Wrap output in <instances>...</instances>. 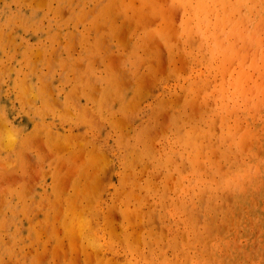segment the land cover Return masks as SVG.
I'll list each match as a JSON object with an SVG mask.
<instances>
[{
	"label": "rangeland",
	"instance_id": "1",
	"mask_svg": "<svg viewBox=\"0 0 264 264\" xmlns=\"http://www.w3.org/2000/svg\"><path fill=\"white\" fill-rule=\"evenodd\" d=\"M157 1L0 0V264H101L98 262L101 255L95 260L99 249L90 248L93 254L88 250L90 245L78 237L66 235L62 223L67 216L68 205L69 209L77 205L78 210L85 212H91L92 206H95L101 214L98 215L101 219L98 216L95 219L100 220L97 222L102 226L103 213L112 217V228L117 230L114 237L119 232L121 236L114 238L117 254L103 250L105 256L109 254L108 259L118 257L123 262L126 253L128 259L129 252L134 255L131 252L133 248L126 247L121 232L123 219L120 210L125 206L129 210L139 208L143 216L151 217L146 227H140V230L137 227L139 219L133 222L137 226L131 223L134 226H131L128 238L131 243L134 239L138 242L139 238L140 244L136 245L134 240L135 245H130L148 252V247H141L140 234L152 228V237H156L157 242L152 247L157 260L153 258L152 264L162 262L164 258L168 263L182 258V246L186 247V251L191 250L190 256L200 255L203 248L206 257L213 260L211 244H205L206 247H199L198 244L188 249L191 236L182 233L181 224H176L174 214L168 213L180 206L179 182L185 180L186 186L188 180L184 176H191L189 164L184 162L176 167L180 163L179 155L189 151L186 144L188 138L197 139L198 144L207 147L214 165L219 167L211 185L212 197L205 194L197 206L201 219L205 212H210L208 216L216 217L218 225L224 224L226 231L221 233V237L231 241L241 238L242 244L248 239L241 226L245 217L244 224L252 225V218L242 215L247 206L237 202L218 179L237 172L249 160L243 159L249 150L243 152L244 156L240 155L232 140L227 138L230 130V135H240L246 123L245 113L253 115L256 121L252 124L258 130L256 136L261 139L264 135V31L257 35L253 22L242 20L243 9L240 15L235 13L233 17L219 8L217 2H214V7H207L209 0H186L185 3L191 2L188 10L180 4L175 9V3H180L177 0H160V4ZM131 3L139 4L137 14V10L132 11L134 5L131 6ZM198 3L200 9L196 8ZM145 5L147 10L144 11ZM168 10L174 11L172 16L166 15ZM197 11L202 19L200 24L194 14ZM139 12H142L141 15ZM218 16L225 21L223 18L219 20ZM183 21H189L190 26L182 32L180 24ZM216 23H219L217 28H221L219 31L215 29ZM236 23L238 25L233 30L231 26ZM167 25L172 33L179 34L172 36L169 31L168 37H172L166 43L158 30ZM209 26L210 30H206ZM198 27L202 30L198 31ZM176 28L177 32L174 31ZM148 35L151 36L152 46L148 44ZM120 38L126 41L122 43ZM209 38L213 45H219L212 47ZM215 38L219 42L216 43ZM158 39H161L160 43ZM222 43L226 47L221 48ZM140 44L142 48H139ZM25 81L27 88L31 85L28 89ZM198 110L201 111L196 114ZM7 128L14 132L17 140L16 146L11 149H6L1 143ZM69 136L73 139L70 144H73L67 147ZM59 146L62 148L58 149ZM208 168L201 169L207 176L206 181L210 179ZM92 187H95V193L101 194L94 195ZM78 188L82 191L78 192ZM78 193H82L79 198ZM86 195L92 200L91 206H86ZM94 196L97 199H93ZM254 201L256 203L253 204L260 207V203ZM116 216L120 219L119 223ZM133 233L136 236L132 239ZM75 238L77 242H73ZM70 243H77L80 251H75V254ZM253 244L256 249H264L257 235ZM81 248L93 254L94 261L86 262L90 255L86 254L89 256L84 259ZM194 248L198 249L197 252ZM187 260L186 264L193 263V259Z\"/></svg>",
	"mask_w": 264,
	"mask_h": 264
},
{
	"label": "bare ground",
	"instance_id": "2",
	"mask_svg": "<svg viewBox=\"0 0 264 264\" xmlns=\"http://www.w3.org/2000/svg\"><path fill=\"white\" fill-rule=\"evenodd\" d=\"M40 1V0H39ZM124 1V0H123ZM140 1V3H141V0H139ZM163 1H165V0H163ZM175 1V0H174ZM177 1H179L180 3H175L176 5V7H175V9L176 8H178V5L180 4V5H182L183 7H184V9L185 10H188L190 7H191V2L190 1H188L187 3H185V1L186 0H177ZM43 2V1H42ZM45 2V1H44ZM152 2V1H151ZM176 2V1H175ZM193 2V1H192ZM214 2H217V5H218V7L219 8H222L224 11H226V12H228V16H231V15H233V17H234V15H235V13H237V14H239L240 15V13L244 10L245 12H244V15H243V12H242V20L243 21H245V19H250L251 20V22H253V24L256 26H254L255 28H256V33H257V35L259 34L260 35V31L261 32H263L264 31V0H209V4L207 5V7H209V8H212V7H214ZM146 3H148V1H146ZM157 3L158 4H160V0H158L157 1ZM156 3V4H157ZM43 4V3H42ZM153 4V3H152ZM193 4H196L195 2H193ZM134 4H132L131 3V6H133ZM179 5V6H180ZM205 5V4H204ZM216 5V6H217ZM38 6H40V5H38ZM42 6V5H41ZM122 6V5H121ZM130 6V7H131ZM135 6V7H134ZM133 7H131V9H133L132 11L133 12H135L134 10H137L138 8H139V4L137 5H134ZM166 6V5H165ZM206 6V5H205ZM127 7V6H126ZM145 7H146V5L143 7L144 8V11L145 10H147V9H145ZM196 8H198V9H200V4L198 3L197 5H196ZM106 9V8H105ZM118 9H120V8H118ZM142 9V8H141ZM180 9H182V8H180ZM243 9V10H242ZM69 10V9H68ZM242 10V11H241ZM130 11V10H129ZM143 11V10H142ZM170 10H168V13L166 14L167 16L169 15H171L172 16V12H174V11H170ZM190 12V11H189ZM209 12V11H208ZM138 13V10H137V12H136V14ZM140 13V15H141V13L142 12H139ZM158 13V12H157ZM165 13V12H164ZM163 13V14H164ZM219 13H220V11H219ZM35 14V13H34ZM129 14V13H128ZM197 17H198V24H200L201 23V21H202V19L199 17L200 15H199V12L197 11V12H195L194 13ZM203 14V13H202ZM191 15V14H190ZM213 15V14H212ZM130 16V15H129ZM134 16H136V15H134ZM137 16H139V14L137 15ZM219 16H220V14H219ZM219 16L217 17L218 19H219ZM177 17V16H176ZM138 18V17H137ZM223 18V17H222ZM221 18V19H222ZM74 19V18H73ZM140 19H142V18H140ZM139 19V20H140ZM168 19H170V18H168ZM213 19V18H212ZM221 19H219V20H221ZM195 20V19H194ZM223 20L225 21V18H223ZM230 20H231V17H230ZM233 20H234V18L232 19V21L231 22H233ZM109 21V20H108ZM107 21V22H108ZM169 21V20H168ZM207 21V20H206ZM217 21V20H216ZM137 22V21H136ZM189 22V21H188ZM188 22L187 23H185V21H183L181 24H180V27H181V31L183 32V30H184V28L187 26L188 27V25L190 24H188ZM205 22V21H204ZM95 23V22H94ZM113 23H115L114 21H113ZM174 23V22H173ZM193 23H195L194 21H193ZM207 23V22H206ZM205 23V24H206ZM227 23V22H226ZM249 23V22H248ZM31 24V23H30ZM43 24V23H42ZM219 24V23H218ZM217 23L215 24L216 25V27H215V29H216V31L218 30V29H221V28H217V25H218ZM229 24V23H228ZM227 24V25H228ZM135 25H137V24H135ZM152 25V24H151ZM232 25V24H231ZM236 25H238L237 23L235 24V26H231V28L234 30V27H236ZM96 26V25H95ZM190 26V25H189ZM241 26H242V24H241ZM163 27V26H162ZM162 27H160V28H162ZM174 27V26H173ZM194 27L197 29V26H195V24H194ZM203 27H204V25H203ZM118 28V27H117ZM241 28H243V27H241ZM240 28V29H241ZM131 29V28H130ZM186 29H188V28H186ZM186 29H185V31H186ZM210 30V26L209 27H207L206 28V30ZM231 29V30H232ZM5 30V29H4ZM125 30V28L123 29V31ZM174 30V29H173ZM178 31V29L176 28L174 31ZM199 30H202V28H199L198 27V31ZM205 30V31H206ZM228 30V29H227ZM233 30H232V32H233ZM159 31V33H160V35H162L161 36V38L162 37H164L165 39H166V43H167V41L168 40H170L171 39V37L173 36V34H174V36L175 35H177V33H172V29L171 30H169V26L167 25V26H165V27H163L162 29H159L158 30ZM169 31H171V34H172V36L170 37H168V34H170L169 33ZM192 31V30H191ZM197 31V30H196ZM219 31V30H218ZM129 32V31H128ZM127 32V33H128ZM203 32V31H202ZM240 32V31H239ZM142 33V32H141ZM186 33V32H185ZM190 33V32H189ZM206 33H207V31H206ZM226 33V31L224 32V34ZM245 33V32H244ZM243 33V34H244ZM76 34V33H75ZM122 34V33H121ZM120 34V35H121ZM126 34V33H125ZM125 34H124V36H125ZM179 34V33H178ZM192 34H194V32L192 33ZM197 34H199V33H197ZM203 33H201V35H202ZM233 34V33H232ZM154 34H152V36H153ZM222 35V34H221ZM220 35V36H221ZM178 36V35H177ZM235 36V35H234ZM121 37V36H120ZM148 37L150 38V39H148L149 41V46H152V45H150V44H153L150 40H151V36H149L148 35ZM198 38H199V35L197 36ZM211 37H212V35H211ZM223 37H224V35H223ZM246 37V36H245ZM74 38V37H73ZM125 38V37H124ZM170 38V39H169ZM193 38H194V35H193ZM142 39H143V36H142ZM154 39H156V37L154 36ZM163 39V38H162ZM175 39V38H174ZM195 39V38H194ZM216 39V38H215ZM245 39V38H244ZM3 40V39H2ZM120 40H121V42L123 43L124 41H126V39H123V41H122V38H120ZM161 40V39H160ZM160 40L158 39V41L157 42H159L160 43ZM132 41V40H131ZM209 41L210 42H212L211 41V38H209ZM253 41V40H252ZM55 42V41H54ZM143 42H144V44H145V40L143 39ZM142 42V43H143ZM171 42H173L172 40H171ZM217 42H219L217 39H216V43ZM223 42V41H222ZM224 42H225V44H226V41L224 40ZM257 42V41H256ZM147 43V42H146ZM179 43V42H178ZM237 43V42H236ZM250 43H252V42H250ZM249 43V44H250ZM258 43V42H257ZM12 44V43H11ZM66 44V43H65ZM125 44V43H124ZM148 44H145V46H146V49H148L147 48V46H148ZM214 43L212 42V47H214L215 48V45H219V43H217V44H215V45H213ZM224 43H222V45H223ZM221 45V48L222 47H226V45ZM21 45V44H20ZM236 45V44H235ZM251 45V44H250ZM59 46V45H58ZM142 46V44H140L139 45V48H142L141 47ZM145 46H143V47H145ZM160 47H161V45H159ZM180 46V45H179ZM242 46V45H241ZM235 47V46H234ZM92 48V47H91ZM107 48H108V46H107ZM153 48V47H152ZM213 48V49H214ZM230 48V47H229ZM229 48H227V49H229ZM150 49V48H149ZM162 49V48H161ZM42 50V49H41ZM143 50V49H142ZM95 54V53H94ZM208 54V53H207ZM234 55V54H233ZM257 56V55H256ZM249 58V57H248ZM37 59V58H36ZM258 60V59H257ZM165 61V60H164ZM163 61V62H164ZM30 62V61H29ZM48 62V61H47ZM79 63V62H78ZM186 63V62H185ZM189 63V62H188ZM30 64V63H29ZM80 64V63H79ZM187 64V63H186ZM186 64H183V66H185ZM122 65V64H121ZM47 66V65H46ZM45 66V67H46ZM49 66V65H48ZM8 67H10V66H8ZM82 67V66H81ZM84 67V66H83ZM109 67V66H108ZM186 67V66H185ZM184 67V69H186ZM245 67V66H244ZM119 68V67H118ZM161 68V67H160ZM159 68V69H160ZM9 69V68H8ZM48 69V68H47ZM120 69V68H119ZM184 69H182L183 70V72H184ZM239 69V68H238ZM231 70V69H230ZM243 70V69H242ZM56 71V70H55ZM88 71V70H87ZM178 71V70H177ZM228 71V70H227ZM159 72V71H158ZM212 72V71H211ZM226 72V71H225ZM80 73V72H79ZM227 73V72H226ZM232 73V72H231ZM240 74V73H239ZM242 74V73H241ZM79 75V74H78ZM244 75V74H243ZM232 76V75H231ZM252 76H253V74H252ZM93 77V76H92ZM126 77V76H125ZM145 77V76H144ZM172 77V76H171ZM170 77V78H171ZM243 77V76H242ZM246 78H248V77H246ZM253 78V77H252ZM82 79V78H81ZM152 80V79H151ZM231 80V79H230ZM246 80H248V81H250L249 80V78L248 79H246ZM232 81V80H231ZM257 81V80H256ZM26 83V88H27V81H25ZM146 82V81H145ZM151 81L149 80V83H150ZM24 83V82H23ZM50 83V82H49ZM246 83H248V82H246ZM113 84V83H112ZM128 85V84H127ZM52 86V85H51ZM50 86V87H51ZM94 86V85H93ZM142 86V85H141ZM147 86V85H146ZM155 86V85H154ZM246 86L248 87V84H246ZM253 86V85H252ZM29 87H31V85L29 86ZM28 87V88H29ZM144 87V86H143ZM233 87V86H232ZM247 87H245V88H247ZM27 88V89H28ZM33 88V87H32ZM119 88V87H118ZM239 88V87H238ZM253 88V87H252ZM251 88V89H252ZM27 89H25L24 91H27ZM240 89V88H239ZM94 90V89H93ZM123 90V89H122ZM143 90V89H142ZM227 90V89H226ZM253 91H255L254 89H252ZM264 90V89H263ZM246 91V90H245ZM244 91V92H245ZM251 92L252 94H254V92ZM30 92L32 93V91H31V88H30ZM46 92V91H45ZM183 92H184V90H183ZM200 92H201V90H200ZM224 92H225V89H224ZM24 93H26V92H24ZM228 93V92H227ZM45 94H47V93H45ZM201 94V93H200ZM214 95H213V97L215 96V92L213 93ZM252 94H250L249 96H251ZM260 94H262V92L260 93ZM118 95V94H117ZM191 95V94H190ZM27 96V95H26ZM174 96V95H173ZM226 96V95H225ZM247 96H248V94H247ZM29 97V96H28ZM144 97V96H143ZM189 97V96H188ZM196 97V96H195ZM264 97V96H263ZM30 98V97H29ZM41 98V97H40ZM174 98H175V96H174ZM248 98H250V97H248ZM99 99H100V97H99ZM198 99H199V97H198ZM263 99V98H262ZM35 100H36V98H35ZM132 100V99H131ZM175 100V99H174ZM198 101V100H197ZM225 101V100H224ZM249 101H250V99H249ZM257 101H258V99H257ZM262 101V100H261ZM263 101H264V99H263ZM33 102V101H32ZM168 102V101H167ZM30 103V102H29ZM59 103V102H58ZM102 103V102H101ZM103 103H104V101H103ZM102 103V104H103ZM107 103V102H106ZM169 103V102H168ZM180 103V102H179ZM249 103V102H248ZM260 103H262V102H260ZM101 104V105H102ZM105 104V103H104ZM177 104V103H176ZM176 104H175V106H176ZM199 104V103H198ZM53 105V104H52ZM99 105H100V102H99ZM126 106V105H125ZM129 106V105H128ZM237 106V105H236ZM256 106H258V102H257V104H256ZM101 107V106H100ZM99 107V108H100ZM103 107V106H102ZM174 107V106H173ZM200 107V106H199ZM198 107V108H199ZM203 107V106H202ZM240 107V106H239ZM238 107V108H239ZM165 108V107H164ZM191 108H194V106L192 107L191 106ZM207 108V107H206ZM237 108V109H238ZM101 109V108H100ZM200 109V108H199ZM132 110V109H131ZM196 110V109H195ZM202 110V109H201ZM201 110H198L197 112H196V114H198V113H200L199 111H201ZM29 111V110H28ZM175 112V111H174ZM194 112V113H195ZM202 112H203V110H202ZM126 113V112H125ZM237 113H239V112H237ZM69 114V113H68ZM135 114V113H134ZM203 114H204V112H203ZM82 115V114H81ZM120 115V114H119ZM127 115V114H126ZM31 116V115H30ZM70 116V115H69ZM88 116V115H87ZM87 116H86V118H87ZM192 116V115H191ZM204 116H205V114H204ZM67 117V116H66ZM93 117V116H92ZM219 117V116H218ZM244 122H246L245 124H243L244 126H242V127H244V128H241L242 129V132L240 133V135L237 137V136H235L234 134L235 133H232L231 135H230V133H231V130L229 131V133H227L228 135H227V138L230 140H232V142L235 144V146H236V148L238 149V151L240 152V155H242V156H244V151H247V150H249V152H248V155L245 157V158H243L244 160L245 159H249L246 163H243V165L240 167V168H238V171L237 172H232L231 174H226V175H224V176H222L221 178H219L218 179V181H219V183L221 182V183H223L224 184V186L233 194V196H234V198H235V200L237 201V202H239V203H242V204H244L245 206H247V211L245 212V213H242V215H248L249 217H251L252 219L250 220L251 222H252V225L249 223V225H251V226H246V224H244V219L246 218H243L242 220H243V222H242V224H241V226L243 227L242 229L244 230V232L248 235V239H246V242L245 241H243L244 242V244H242V239L241 238H236V240L234 239L233 241H231V240H229L228 238H223V237H221V233L224 231V224L222 223L221 225L219 224L218 225V223H217V219H216V217H214V216H208V214H210V212L208 213V212H205L204 214H203V219H201V217H200V214L198 213V208H197V206L199 205V203L201 202L200 200L201 199H203V196L205 195V194H209V196L210 197H212V189H211V185L213 184L212 182H214L215 180H214V177L216 176L215 174H217V172H218V170H219V167L217 168L216 167V165H214V161L212 160V157L208 154V152H207V147H205V146H203L202 144H198L197 142H198V140L197 139H194V138H192V139H190V138H188L187 139V141H186V144H187V146H188V148H189V151L185 154L184 152H182L180 155H179V158H180V163L176 166V167H179V166H181V165H183L184 164V162L186 163V164H189L188 166H189V168H190V171H191V176L190 177H188V176H184L185 178H187V180H188V185H184V181L185 180H182L181 182H179V184H178V189H179V191H180V194H181V200H180V206L179 207H177V208H174L173 209V211H171L170 209V212H168V213H170V215L171 214H174V218L176 219L175 220V222H176V224H181V229H182V233H185L186 235H188V236H191L190 237V240H191V242L188 244V249H189V247H197L198 246V244L200 245L199 247H206V246H204L205 244H211V251H210V253H211V256H212V258H213V260H211L209 257H206V253H205V249H203L202 248V253L200 254V255H195V256H190V252L189 251H191L190 249H189V251L187 250L186 251V247L185 246H182V248L184 249V255H183V257L182 258H180L179 256V258H177V259H174V261L173 262H170V263H168V261H167V259L166 258H164L163 259V261L162 262H159V263H155V264H186V263H188L187 261V258H190V259H193V263L194 264H264V249L263 248H259V249H256L255 247H257V246H254V244H253V241H254V238H255V236L257 235L258 236V240L260 241V244H264V135H262V137H261V139L260 138H258L256 135H257V128L255 127V126H253L252 124H254L256 121H254V119H253V115H249V114H244ZM82 118H84L85 119V117H82ZM88 118H90V117H88ZM87 118V119H88ZM169 119V118H168ZM240 119V118H239ZM2 120V119H1ZM79 120V119H78ZM96 120V119H95ZM3 121V120H2ZM1 121V122H2ZM84 121H86V120H83V122ZM88 121V120H87ZM86 121V122H87ZM216 121H217V118H216ZM82 122V123H83ZM90 121H88V123H89ZM113 122H115V121H113ZM34 123H35V121H34ZM91 123H92V121H91ZM90 123V124H91ZM118 123V122H117ZM119 123H121V122H119ZM132 123V122H131ZM217 123V122H216ZM3 124V123H2ZM81 124V123H80ZM87 124V123H86ZM161 124V123H160ZM159 124V125H160ZM240 124H242V123H240ZM89 125V124H88ZM92 125H94L93 123H92ZM96 125V124H95ZM264 125V124H263ZM116 126V125H115ZM235 126H239L238 124H236ZM8 129V128H7ZM5 129L6 131H5V136H4V138H2V145L6 148V149H11V148H13L14 146H16V144H17V140H16V136L14 135V132L10 129ZM44 129H45V127H44ZM241 129H239V130H241ZM1 130V129H0ZM216 131H217V128L215 129ZM238 130V131H239ZM50 132H52V131H50ZM237 132V131H236ZM57 133V132H56ZM238 133V132H237ZM76 134V133H75ZM48 135V134H47ZM52 135V134H51ZM54 135V134H53ZM66 135V134H65ZM66 136H68V135H66ZM74 136V135H73ZM68 138V137H67ZM69 139L70 140H68L69 142H68V144H66V146L68 147V146H70V145H72V144H70V141L71 140H73L72 138H70V136H69ZM148 139V138H147ZM153 140V139H152ZM54 142V141H53ZM122 142V141H121ZM259 142H261L260 144H259ZM52 143V142H51ZM64 143V142H63ZM58 144L60 145V143L58 142ZM79 144V143H78ZM77 145V144H76ZM80 145V144H79ZM52 146H53V143H52ZM57 146L58 145H56V147H55V151H56V148H57ZM61 146H63V145H61ZM65 146V147H66ZM65 147H64V149H65ZM75 147V146H74ZM78 147V146H77ZM144 147V146H143ZM54 148V147H53ZM62 148V147H61ZM60 148V146H59V148L58 149H61ZM151 148H154V147H151ZM145 148H143V150H144ZM148 149V148H147ZM166 149V148H165ZM67 150V149H66ZM146 150V149H145ZM231 150V149H230ZM150 151V150H149ZM61 152H64V150L63 151H61ZM151 152L152 151H150V155H151ZM38 153V152H37ZM40 154V153H39ZM79 154H80V152H79ZM77 156V154H74V156ZM94 155V154H93ZM97 155H98V153H97ZM142 155V154H141ZM56 156V155H55ZM91 157H93L92 155H91ZM103 157H104V155H103ZM102 157V158H103ZM230 157H232V156H230ZM75 158V157H74ZM78 158V157H77ZM81 158V157H80ZM96 158L97 157H95V160H96ZM101 157H100V159L101 160H103ZM79 159V158H78ZM91 159H93V158H91ZM170 159V158H169ZM75 160V159H74ZM88 160V159H87ZM171 160V159H170ZM79 161V160H78ZM77 161V162H78ZM163 161V160H162ZM166 161L168 162V159H166ZM41 162H43V161H41ZM75 162V161H74ZM77 162H76V164H77ZM93 162H94V160H93ZM101 162H103V161H101ZM100 162V163H101ZM172 161H169V163H171ZM237 162H238V160H237ZM61 164L63 163V161L62 162H60ZM105 163H106V161H105ZM146 163V162H145ZM176 163V162H175ZM76 164H74V166H76ZM80 164V163H79ZM78 164V165H79ZM65 165V164H64ZM168 165V164H167ZM1 166V165H0ZM74 166H72L73 168H74ZM81 166H83L82 164H81ZM97 166H99V165H97ZM104 166V165H103ZM41 167V166H40ZM39 167V168H40ZM72 167H71V169H72ZM77 167V166H76ZM95 167V166H94ZM171 167V166H170ZM202 167L204 168V167H209L208 169L210 170L209 171V175H210V179L208 180V181H206V175H205V173H202L201 172V169H202ZM222 167V166H221ZM146 169V168H145ZM37 170V169H36ZM76 170V169H75ZM221 170V169H220ZM125 171V170H124ZM226 171V170H225ZM61 172V171H60ZM84 172V171H83ZM82 172V173H83ZM86 172V171H85ZM127 173V172H126ZM175 173V172H174ZM58 174V173H57ZM220 174V173H219ZM127 176V175H126ZM82 177H83V175H82ZM89 178V177H88ZM97 179V178H96ZM95 179V180H96ZM179 180V179H178ZM150 182V181H149ZM148 182V183H149ZM186 182V181H185ZM38 183V182H37ZM135 183V182H134ZM36 184V183H35ZM131 184H132V182H131ZM92 185V184H91ZM136 185V184H135ZM79 186V185H78ZM93 186V185H92ZM95 186H96V184H95ZM83 187V186H82ZM90 187V186H89ZM102 187V186H101ZM128 187V186H127ZM74 188V187H73ZM95 188V187H94ZM94 188L92 187V192H93V194L95 193V191H93L94 190ZM75 189V188H74ZM126 189V188H125ZM125 189H123V192L125 191ZM136 189V188H135ZM78 190V192H81L82 191V189L81 188H78L77 189ZM89 190H91V189H89ZM135 191V190H134ZM133 191V192H134ZM90 192V191H89ZM75 193H77V192H75ZM97 193V192H96ZM94 194V195H100L101 194V192L98 194ZM213 193H214V191H213ZM79 195L77 196V198H79L80 197V194H82V193H78ZM93 194H89V196H91L92 197V195ZM219 194V193H218ZM133 195V194H132ZM151 195V194H150ZM158 195V194H157ZM62 196V195H61ZM87 196V198H88V200H87V205L86 206H88V205H90V204H92L91 202H92V200H91V198L88 196V195H86ZM86 196H85V198H86ZM136 196V198H137V195H133V197H135ZM143 196V195H142ZM63 197V196H62ZM99 197V196H98ZM119 197V196H118ZM118 197H117V200H118ZM122 197V196H121ZM131 197V195L129 196V198ZM151 197H153V196H151ZM151 197H150V199H151ZM229 197H230V194H229ZM25 198V197H24ZM60 197H58V199H59ZM76 198V199H77ZM139 198V197H138ZM155 198V197H154ZM224 198V197H223ZM225 198H227L226 196H225ZM68 199V198H67ZM75 199V198H74ZM84 198H81V200H83ZM93 199H97V198H95V196L93 197ZM149 199V200H150ZM153 199V198H152ZM80 200V201H81ZM115 200V199H114ZM130 200V199H129ZM145 200H146V197H145ZM174 200V199H173ZM214 199H212V201H213ZM227 200H229V198H227ZM254 200H257L259 203H260V207H256L255 206V203H256V201H254ZM76 201V200H75ZM80 201H79V203H80ZM146 201H148V200H146ZM155 201V200H154ZM167 201V200H166ZM211 201V202H212ZM67 202V201H66ZM82 202V201H81ZM93 202H94V200H93ZM138 202V201H137ZM253 202H255L254 204H253ZM76 203V202H75ZM198 203V204H197ZM229 203V202H228ZM113 205L115 204V203H112ZM118 204V203H117ZM117 204H116V207L115 208H117ZM126 204V203H125ZM125 204H123V205H125ZM134 204V203H133ZM136 204V203H135ZM139 204V203H138ZM50 205V204H49ZM55 205V204H54ZM73 205H74V203H73ZM122 205V206H123ZM177 205V204H176ZM222 205H224V204H222ZM228 205V204H227ZM229 205H231V204H229ZM228 205V206H229ZM80 206V205H79ZM78 206V207H79ZM82 206H85V205H82ZM91 206V205H90ZM90 206H89V208H90ZM136 206V205H135ZM225 206H226V204H225ZM42 207V206H41ZM124 208L123 209H121L120 210V217L123 219V221H122V223H121V232H123V235H124V241L126 242V247L127 248H129V247H131V248H133V249H131V252L135 255V257H133L131 254H130V252H129V255H130V259H128V257H126L127 256V253H126V256H124V258L123 259H125V260H123V262L122 261H120V260H118L117 258L118 257H116L115 259H108L107 257L109 256V254H108V256L106 255L105 256V254L103 253V250H106V251H109L111 254L112 253H118V250H116V248L114 247V244H115V241H114V238L116 237V238H118V236L120 235L121 236V234H120V232H119V235L118 236H115L114 237V235L116 234L115 232H117V230L116 229H114L113 230V228H112V222H113V219H111L112 217H110V215L107 213V214H104L103 213V222L101 221V223L103 224V226L102 225H99L100 223H98L100 220H98V219H101L100 218V216H98V215H101V214H99L98 213V209H96V207L95 206H92V208H93V210L91 211V212H88V211H84L83 209L82 210H78V208H77V205H76V207H74L76 210H78V211H75L74 210V208H72V209H69V205H68V209H67V211H68V213L66 214L67 216H66V218L64 219V221H63V229H64V231H65V233H66V235L68 236V237H70V238H74V237H78L80 240H82V241H84L85 243H87L88 245H90L89 246V248H88V250L90 249V248H93L94 250L96 249H99V250H97L96 251V254H95V257H97L95 260H97L98 258H99V256L101 255L102 257H100V260L98 261L99 263H101V264H152V260H153V258H155L154 257V252L152 251V247L155 245V243H157L156 242V237H155V239H154V237H152V228H150V229H148V230H144L141 234H140V238H141V247H143V248H146V247H148L150 250L148 251V252H146V251H143L142 249L140 250V249H138V248H134L133 246H131L130 245V240H129V238H128V235H130V232H129V230L131 229V226L133 227L134 225H136V224H134L133 222H135V221H138V219H139V221H138V223H137V225L138 224H140L139 226H137L138 227V229L140 230V227H142V228H145L146 227V224L147 223H149L150 222V220H151V217H146V216H143L142 214H141V210L139 211V208L138 209H135V208H133L132 210H129L127 207L125 208V206H123ZM142 207V206H141ZM145 207V206H144ZM233 207V206H232ZM113 208V207H112ZM131 208V207H130ZM238 208V207H237ZM240 208V207H239ZM238 208V209H239ZM215 209H217V208H215ZM232 209V208H231ZM86 210V209H85ZM143 210V209H142ZM240 210V209H239ZM50 211V210H49ZM61 211V210H60ZM59 211V213H60V216H61V213H62V211L60 212ZM104 211V210H103ZM143 211H145V208H144V210ZM213 211V210H212ZM217 211V210H216ZM88 212V214H86ZM229 212V211H228ZM35 213V212H34ZM58 213V214H59ZM113 213H114V210H113ZM111 214V213H110ZM220 214V213H219ZM218 214V215H219ZM238 214H239V212H238ZM240 214H241V212H240ZM116 215V214H115ZM119 215V214H118ZM45 216V215H44ZM58 215H56V217H57ZM59 216V221H60V217ZM99 217L97 220H98V222H97V220L95 219L96 217ZM112 216V215H111ZM164 216V215H163ZM162 216V217H163ZM173 216V215H172ZM208 216V217H207ZM47 217H48V215H47ZM117 218H118V216H116ZM236 217H238V216H236ZM32 218V217H31ZM51 218V217H50ZM143 218V220H142V223H139L140 222V219H142ZM159 218V217H158ZM218 218V217H217ZM52 219H53V217H52ZM115 216H114V221H115ZM161 219V218H160ZM237 219V218H236ZM56 220V219H55ZM119 218H118V223H119ZM163 220H164V218H163ZM172 220V219H171ZM31 221V220H30ZM49 221V220H48ZM112 221V222H111ZM116 221V222H117ZM249 221V222H250ZM52 222V221H51ZM168 222V221H167ZM171 222V221H170ZM29 223V222H28ZM131 223H133L134 225H131ZM231 223H232V220H231ZM237 223V222H236ZM235 223V224H236ZM30 224V223H29ZM117 224V223H116ZM238 225V224H237ZM114 226H115V224H114ZM113 226V227H114ZM117 226H118V224H117ZM136 226H135V228H136ZM148 226V225H147ZM159 226V225H158ZM46 227H47V225H46ZM172 227H173V224H172ZM232 227V226H231ZM119 228V226L117 227V229ZM137 229V228H136ZM136 229H135V231H136ZM138 229H137V232L139 233V231H138ZM119 230H120V228H119ZM118 230V231H119ZM132 230V229H131ZM173 230V229H172ZM176 230H177V228H176ZM232 230V229H231ZM20 231V230H19ZM174 231L175 230H173V234H174ZM226 231V230H225ZM225 231H224V233H225ZM229 231V230H228ZM241 231V230H240ZM137 232H135L136 234H137ZM235 232V231H234ZM40 233V232H39ZM62 233V232H61ZM135 233H133L134 235H133V237H132V239L134 238V236H136V234ZM256 233V234H255ZM42 234V233H41ZM169 234V233H168ZM29 235V234H28ZM154 235V234H153ZM178 235V234H177ZM65 237V238H67L68 239V237ZM120 236H119V238H120ZM158 236H161V235H158ZM172 236V235H171ZM177 237V236H176ZM242 237H244V235H242ZM56 238V237H55ZM184 238H185V236H184ZM230 238V237H229ZM32 239V238H31ZM43 239V238H42ZM139 241H140V239L139 238H137ZM179 239V238H178ZM59 240V239H58ZM76 240V238L73 240V242ZM121 240V239H120ZM119 240V242L121 243L122 241H120ZM135 240V244L137 245V243H139V241L137 242L136 241V239H134ZM134 240H132V243L134 242ZM167 240V239H166ZM172 240H174V239H172ZM177 240V239H176ZM20 241V240H19ZM24 241V240H23ZM169 241H171V240H169ZM70 242H72V239H71V241ZM75 242H77V240L75 241ZM119 242H118V244H119ZM173 242H175V241H173ZM179 242V241H178ZM202 242H204V244L203 245H201V243ZM9 243V242H8ZM83 243V242H82ZM84 243V244H85ZM123 243V242H122ZM131 243V244H132ZM168 243V242H167ZM171 243H172V241H171ZM176 243V242H175ZM180 243V242H179ZM258 243V242H257ZM257 243H255V245H257ZM71 244V243H70ZM134 244V243H133ZM134 244V245H135ZM140 244V243H139ZM165 244V243H164ZM178 244V243H177ZM176 244V245H177ZM67 245V244H66ZM72 245V247H74V252L75 251H77V250H79V248L77 247L78 245H77V243L76 244H71ZM76 246V248H75V246ZM179 245V244H178ZM261 245V246H262ZM11 246V245H10ZM84 246L85 245H83V248H84ZM116 246V245H115ZM118 246V245H117ZM208 246V245H207ZM138 247H139V245H138ZM157 247V246H156ZM160 247V246H159ZM180 247V246H179ZM5 248V247H4ZM122 248H123V246H122ZM125 248V247H124ZM154 248V247H153ZM66 249V248H65ZM93 249H90L91 250V253H93ZM157 249H159V248H157ZM170 249V248H169ZM197 249V248H196ZM195 248H194V250H196ZM207 249H209V248H207ZM55 250H57V248L55 249ZM81 250H82V248H81ZM85 250H86V248H85ZM85 250H82L83 251V255H85V258L84 259H86L89 255V257H91V256H93V254L91 255V253L89 254L88 253V251H86L85 252ZM89 250V251H90ZM125 250V249H124ZM124 250H123V252H124ZM146 250V249H145ZM177 250H178V248H177ZM176 250V251H177ZM182 250V249H181ZM193 250V249H192ZM198 250V249H197ZM197 250H196V252H197ZM80 251V250H79ZM105 251V252H106ZM67 252V251H66ZM78 252V251H77ZM97 252H99V253H97ZM108 252V253H109ZM123 252H121V253H123ZM183 252V251H182ZM196 252H194V253H196ZM41 253V252H40ZM54 253V252H53ZM116 253V254H117ZM120 253V255H122ZM164 253V252H163ZM209 253V252H208ZM32 254V253H31ZM56 254V253H55ZM75 254H76V252H75ZM86 254H89V255H86ZM110 254V255H111ZM160 254H161V252H160ZM165 254H166V251H165ZM178 254V253H177ZM181 254V253H180ZM98 255V256H97ZM119 255V254H118ZM128 255V256H129ZM167 255V254H166ZM123 256V255H122ZM88 257V258H89ZM160 258L162 257L161 255L159 256ZM169 257L170 256H168V259H169ZM73 258V257H72ZM87 258V260H85L86 262H89V261H92L93 259V257H91V259H88ZM174 258V257H173ZM19 259V258H18ZM76 259H77V257H76ZM156 259V258H155ZM157 260V259H156ZM160 261H161V259H159ZM67 261V260H66ZM94 261V260H93ZM116 261V262H115ZM155 261V260H154ZM64 262V261H63ZM31 263V262H30ZM192 263V264H193ZM41 264V263H40ZM59 264V263H58ZM88 264V263H87ZM91 264V263H90ZM97 264V263H96ZM154 264V263H153Z\"/></svg>",
	"mask_w": 264,
	"mask_h": 264
}]
</instances>
